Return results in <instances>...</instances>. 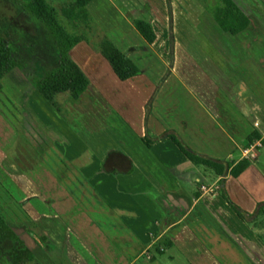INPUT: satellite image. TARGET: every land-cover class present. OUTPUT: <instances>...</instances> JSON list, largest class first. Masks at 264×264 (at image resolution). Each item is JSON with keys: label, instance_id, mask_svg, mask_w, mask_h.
Instances as JSON below:
<instances>
[{"label": "crops", "instance_id": "0c3cea01", "mask_svg": "<svg viewBox=\"0 0 264 264\" xmlns=\"http://www.w3.org/2000/svg\"><path fill=\"white\" fill-rule=\"evenodd\" d=\"M59 1L45 0L54 10L74 0ZM232 1L249 19L237 35L219 28L214 10L202 15L206 28H219L212 31L219 42V88L210 103L165 100L160 78L165 70L168 77L176 74L175 61L159 45L168 42L170 22L177 43L176 16L184 13L171 1L170 21L167 0H142L155 33L152 44L133 27L129 1L86 6L102 36L133 63L149 65L120 81L98 47L79 42L68 55L88 85L77 100L58 98L68 121L19 69L2 79L0 94L20 112L9 121L0 110V192L20 213L4 220L15 234L14 226L22 227L18 233L39 264H264V225L241 220L223 198L249 214L264 204V0ZM112 14L117 22H107ZM114 91L120 110L113 107ZM167 133L229 168L245 160L252 145L262 146L232 177L189 161ZM254 134L258 139L247 143Z\"/></svg>", "mask_w": 264, "mask_h": 264}, {"label": "trees", "instance_id": "16d2710c", "mask_svg": "<svg viewBox=\"0 0 264 264\" xmlns=\"http://www.w3.org/2000/svg\"><path fill=\"white\" fill-rule=\"evenodd\" d=\"M92 0H74L60 8V14L71 30L62 26L57 13L45 0H30L28 3L16 0L18 15H25L33 21L34 27L29 33L20 31L21 24L9 18L1 17L0 24V88L2 79L14 68L19 69L30 85L51 106L54 112L64 121L69 120L67 111L58 101L60 96L77 100L88 85V80L79 67L69 58V51L81 41L89 43L85 33L77 30L90 28L93 21L86 9ZM170 0H167L168 14L171 21ZM219 5L213 11V19L219 28L230 35H237L249 25V19L237 8L232 0H218ZM17 18V17H16ZM171 24V22H170ZM133 27L143 40L152 44L155 33L150 23L136 19ZM72 32V34L69 33ZM98 52L107 61L111 70L120 81L138 76L141 71L121 53L105 36L98 42ZM166 136L179 152L195 164L212 168L221 175L227 171L232 177L240 175L248 166V160H242L231 168L220 162L204 158L189 149L175 134ZM258 139L256 134L249 136L247 143ZM223 198L235 214L243 221L253 224L263 216L264 204L257 205L252 214L242 211L223 194ZM6 242L12 243L8 250ZM6 264H39L30 250L19 239L11 227L0 215V260Z\"/></svg>", "mask_w": 264, "mask_h": 264}, {"label": "rangeland", "instance_id": "374dc122", "mask_svg": "<svg viewBox=\"0 0 264 264\" xmlns=\"http://www.w3.org/2000/svg\"><path fill=\"white\" fill-rule=\"evenodd\" d=\"M19 1V0H17ZM21 1V0H20ZM19 1V2H20ZM73 0H60L59 4L61 3L66 4V2H72ZM129 1L130 4H127V9L130 11L128 15H131L133 19H140L144 21L149 20V11L144 8L145 4L142 0H126ZM173 1L177 6V10L179 9L178 5L182 9V16H178L177 14V43L174 40L173 35V26L172 23H169V39L166 45L160 46L161 52L165 54L166 59L171 62V60L175 61L174 69L176 71L175 75L167 76L168 70H165L160 78V86H162V90L166 93L165 100L168 102L169 100L173 99L172 102L180 103V104H194L196 101H208L211 102V99L216 98L217 93L215 92V88H219V71L216 64V58L214 57V51L219 50L218 44L219 42L216 41L215 30H219V28L215 25L212 30L206 28L204 20L202 19V15L204 13L210 14V11L214 10L216 6L219 5L218 0H170L171 3ZM16 0H0V24L4 18H9L12 22H16L21 24L20 31L22 33H29L32 28L34 27L33 21L30 20L29 17L25 15H19V7L16 6ZM52 7L54 5L51 4ZM60 7L61 5L57 6L55 9L58 19L62 26H65L68 30H71L66 20L60 14ZM132 11V12H131ZM17 12V15L16 13ZM169 15V14H168ZM17 17V18H16ZM113 22H117V18L114 14H112V18H110ZM121 19H119L120 21ZM104 19L101 20L103 23ZM214 30V33L212 32ZM207 32L209 37V42H206V39L203 37L204 33ZM70 34L72 32L69 31ZM76 33H85L89 39V43H91V47L97 49L98 42L102 37L101 32L92 24L90 28L85 29L82 27L81 30H77ZM174 37V38H173ZM218 43V44H217ZM121 49V48H120ZM210 56H213L211 59ZM134 57V56H133ZM146 57V56H144ZM143 58V57H142ZM149 62L152 64L156 63L155 59H150ZM173 62V61H172ZM135 66L140 70L146 68L145 65H149V63H144L138 61V63H134ZM150 64V65H151ZM155 73L158 70H154ZM168 77V78H167ZM167 78L168 82L164 85L162 81ZM181 80V82H180ZM192 93L190 96L186 90ZM115 97L118 96V99H113L115 105L113 106L114 109L120 110L123 107V103L120 100L119 93L114 91ZM113 93V94H114ZM117 95V96H116ZM8 97L5 93L0 94V110L2 114L9 119V121H14L12 115L19 119L20 112H16L10 105V101L6 100L5 98ZM195 99V100H194ZM213 101V100H212ZM129 112V119L133 122L136 120V115ZM264 149L261 150V152ZM19 209L16 206H9L7 202H5L3 194L0 192V215L3 216L5 220H16L19 217ZM11 217V218H7ZM13 217V218H12ZM16 217V218H15ZM14 220V221H15ZM258 224H263V216L258 218ZM16 228V236H20L19 239L23 243H29V240L24 238V235L18 233V230L22 227H15ZM33 234L38 235V231L32 229ZM12 247V243L6 242L4 244V248L6 250ZM33 251H35L33 246H31ZM37 258L38 254L36 253ZM56 257V255H55ZM5 263L4 259L0 260V264Z\"/></svg>", "mask_w": 264, "mask_h": 264}, {"label": "built area", "instance_id": "2783aa9c", "mask_svg": "<svg viewBox=\"0 0 264 264\" xmlns=\"http://www.w3.org/2000/svg\"><path fill=\"white\" fill-rule=\"evenodd\" d=\"M262 146L261 143H256L254 145H252L247 151H246V159L248 160H252L256 157V154L254 153V149L260 148ZM204 189V188H203Z\"/></svg>", "mask_w": 264, "mask_h": 264}]
</instances>
